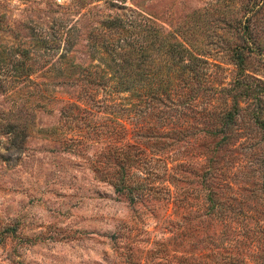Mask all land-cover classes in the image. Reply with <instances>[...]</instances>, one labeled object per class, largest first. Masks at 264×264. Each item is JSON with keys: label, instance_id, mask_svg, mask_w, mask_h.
Instances as JSON below:
<instances>
[{"label": "rangeland", "instance_id": "obj_1", "mask_svg": "<svg viewBox=\"0 0 264 264\" xmlns=\"http://www.w3.org/2000/svg\"><path fill=\"white\" fill-rule=\"evenodd\" d=\"M172 45L208 61L204 89L237 78L239 53L250 81L264 83V0H0V264H199L201 176L155 181L164 187L156 198L118 192L119 123L158 119L132 93L106 97L105 84L118 80L93 78L117 68L134 81L170 68ZM88 87L111 109L68 108L84 106ZM192 115L190 132L204 135L207 123ZM234 130L217 177L239 199L262 194V209V132L247 117ZM152 143L139 146L162 154Z\"/></svg>", "mask_w": 264, "mask_h": 264}, {"label": "trees", "instance_id": "obj_2", "mask_svg": "<svg viewBox=\"0 0 264 264\" xmlns=\"http://www.w3.org/2000/svg\"><path fill=\"white\" fill-rule=\"evenodd\" d=\"M170 56V68L156 67L139 80H127L117 68L111 70L112 77L107 70L93 74L94 79L118 80L116 84H105L106 97L118 92L132 93L140 106L148 107L151 115L158 119V122L140 126L137 122L132 129L119 123L124 132L122 137L127 140L116 145L115 149L122 176L115 184L117 191L133 201L150 199L164 189L153 187L151 183H177L182 179L192 183L182 171L193 172L202 178L199 190L203 215L199 264H264V226L260 224L264 221V206L259 208L262 194H254L248 199L241 196L239 199L238 193L230 187L231 182L223 186L225 180L220 181L217 177L223 173L218 166L217 155L221 147L235 138L234 128L240 118L250 119L264 138V83L250 81L253 78L245 70L246 57L242 53L236 55L237 78L220 89L197 86L202 84L205 66H208L204 57H198L179 45L171 46ZM212 99L215 101L212 102ZM217 100L220 106L215 107ZM81 101L83 107L73 103L68 108L92 113L93 107L101 108L106 104L104 110L111 109L107 106L108 101L95 102L97 99L91 87L85 89ZM201 103L204 106L199 109ZM72 112L69 110L68 114ZM192 114L202 116L207 123L204 135L190 132L193 127L185 118ZM140 117L143 115L140 114ZM251 126L247 127L245 140L253 138L251 135L255 131ZM132 139L135 143L129 141ZM141 141H152V147L163 149V153L141 148ZM189 148L193 149L191 154ZM158 163L161 166H157ZM261 165L264 166V159ZM261 181L257 190L264 194V178ZM167 192L172 194L170 189ZM245 203H250L247 211ZM258 213L263 215L262 219L255 220ZM254 220L255 224H252ZM215 222L222 229L215 228Z\"/></svg>", "mask_w": 264, "mask_h": 264}]
</instances>
